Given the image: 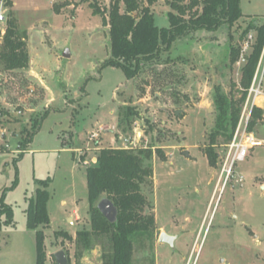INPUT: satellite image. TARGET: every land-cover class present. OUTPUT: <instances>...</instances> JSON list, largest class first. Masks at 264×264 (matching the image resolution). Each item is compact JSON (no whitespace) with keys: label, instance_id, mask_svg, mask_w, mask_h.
<instances>
[{"label":"rangeland","instance_id":"obj_1","mask_svg":"<svg viewBox=\"0 0 264 264\" xmlns=\"http://www.w3.org/2000/svg\"><path fill=\"white\" fill-rule=\"evenodd\" d=\"M115 1L0 4L5 15L0 53L13 20L30 57L27 70L13 72L0 59V199L12 208L13 217V224L0 231V264H37V234L29 229L26 212L29 199L44 188L42 181L48 182L51 220L40 228L45 264H56L61 250L69 264H103L104 246L79 258L76 243L77 232L91 227L87 167L101 149L150 146L155 152L150 197L157 226L152 238L135 244L133 264H264V147L237 167L243 182L230 184L218 203L212 201L220 162L211 163L207 150L220 153L226 145L222 138L209 144L218 116L216 91L231 99L242 89L241 68L230 59L229 26L191 32L129 80L122 69L107 65L110 28L90 6L96 2L106 12ZM169 1L151 8L160 28H169ZM240 8L244 15L264 16V0H242ZM255 20L243 16L237 22L235 44L249 28L241 42L249 36L254 42ZM125 107L139 112L133 130L122 124ZM35 124L41 127L25 148L24 131ZM163 232L177 236L174 248L159 242Z\"/></svg>","mask_w":264,"mask_h":264},{"label":"trees","instance_id":"obj_2","mask_svg":"<svg viewBox=\"0 0 264 264\" xmlns=\"http://www.w3.org/2000/svg\"><path fill=\"white\" fill-rule=\"evenodd\" d=\"M159 1L116 0L110 4V9L106 12L100 11L96 2L90 4L94 14L102 15L103 24L110 28L111 57L107 61L108 66L122 69L129 80L136 79L146 64L159 59L163 52H169L176 41L185 38L191 32L203 30L217 32L224 25H228L231 32L230 59L232 64L238 62L243 48L241 38L243 41L244 36L251 30L249 28L239 37L238 44H235L233 41L235 34L232 30L243 17L240 8L242 0H190L189 3H186V0H171L169 4L173 11L168 14L169 28H160L156 25L151 8ZM200 6L202 10L199 9ZM254 29L257 35L246 56L247 61L241 68L242 89L237 91L240 96L229 99L220 91H216L214 105L218 116L216 128L210 136V146H214L220 138L226 143L230 142L237 128L241 108L246 101L247 90L255 77L264 47V22L262 25L254 24L252 30ZM3 46L5 50L0 53V59L7 71L27 70L30 67L27 43L19 35L13 20L8 23ZM120 113L122 124L133 130L132 125L139 112L133 107H125ZM261 114V110H257L254 118H259ZM41 124L39 126L35 124L33 129L24 131L23 135H27L25 148L32 143ZM153 148V146L131 149L104 148L97 153V162L87 167L91 227L89 230L77 232L79 258L100 245L104 246L103 264H133L135 244L140 239L153 237L157 226L155 207L150 197L154 192ZM207 152L209 161L216 164L218 153L214 154L212 148ZM41 183L44 188L38 189L35 196L29 199L26 212L28 227L37 234V264H45L46 261L45 233L40 228L48 226L51 222L48 214L50 201L48 182ZM105 198L112 200L117 208L119 215L116 223L105 219L97 208ZM3 199H0V231L4 224H13L12 208ZM60 233L70 240L73 239L68 233ZM57 234L59 235V232ZM106 242L108 247L104 245Z\"/></svg>","mask_w":264,"mask_h":264},{"label":"built area","instance_id":"obj_3","mask_svg":"<svg viewBox=\"0 0 264 264\" xmlns=\"http://www.w3.org/2000/svg\"><path fill=\"white\" fill-rule=\"evenodd\" d=\"M6 2L7 0H0L1 8L5 7ZM4 21L5 15L0 12V22ZM252 44L253 36H249L244 41L240 60L238 61L240 68L246 63V56ZM260 58L253 82L247 90L248 95L242 105V112L233 138L226 143L222 152L218 153L220 170L214 191L215 194L212 199L213 202L216 200L218 203L221 200L222 194L230 184L239 185L243 182L244 177L237 174V167L240 163L246 162L252 151L257 149V147H264V138L261 136V129L264 128V47ZM257 110H261L262 114L255 119L254 115ZM253 123H255L254 126ZM96 162L97 157L92 159V163Z\"/></svg>","mask_w":264,"mask_h":264},{"label":"water","instance_id":"obj_4","mask_svg":"<svg viewBox=\"0 0 264 264\" xmlns=\"http://www.w3.org/2000/svg\"><path fill=\"white\" fill-rule=\"evenodd\" d=\"M64 57L68 58L70 57V51H66L64 53ZM181 112H178L177 115H179ZM4 138V136H3ZM186 156H189L188 153H185ZM98 210L100 213L111 223H116L118 219V211L115 206V204L110 200L109 198L103 199L99 204H98ZM177 236H171L167 233H161L159 237V242L165 245H168L169 247L174 248V242L176 241ZM55 260L56 264H69V258L65 251L61 250L56 253L55 255Z\"/></svg>","mask_w":264,"mask_h":264},{"label":"crops","instance_id":"obj_5","mask_svg":"<svg viewBox=\"0 0 264 264\" xmlns=\"http://www.w3.org/2000/svg\"><path fill=\"white\" fill-rule=\"evenodd\" d=\"M243 16H244V18H256V20L254 21V24L255 25H259V23L261 22L260 20H262L263 22H264V16L263 17H261V16H259V15H253V16H250V15H244L243 14ZM259 18V19H258ZM253 31H255V32H257L255 29L253 30ZM228 39H229V36H228ZM47 118V117H46ZM5 137V136H4Z\"/></svg>","mask_w":264,"mask_h":264},{"label":"bare ground","instance_id":"obj_6","mask_svg":"<svg viewBox=\"0 0 264 264\" xmlns=\"http://www.w3.org/2000/svg\"><path fill=\"white\" fill-rule=\"evenodd\" d=\"M204 220V219H203Z\"/></svg>","mask_w":264,"mask_h":264}]
</instances>
